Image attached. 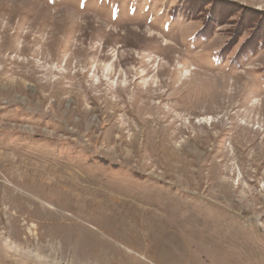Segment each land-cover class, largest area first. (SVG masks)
Masks as SVG:
<instances>
[{
	"label": "rangeland",
	"instance_id": "obj_1",
	"mask_svg": "<svg viewBox=\"0 0 264 264\" xmlns=\"http://www.w3.org/2000/svg\"><path fill=\"white\" fill-rule=\"evenodd\" d=\"M0 264H264V0H0Z\"/></svg>",
	"mask_w": 264,
	"mask_h": 264
},
{
	"label": "built area",
	"instance_id": "obj_2",
	"mask_svg": "<svg viewBox=\"0 0 264 264\" xmlns=\"http://www.w3.org/2000/svg\"><path fill=\"white\" fill-rule=\"evenodd\" d=\"M0 181H1V178H0Z\"/></svg>",
	"mask_w": 264,
	"mask_h": 264
}]
</instances>
